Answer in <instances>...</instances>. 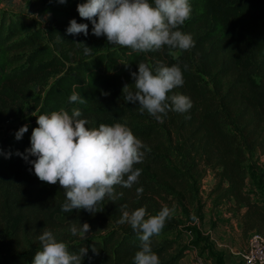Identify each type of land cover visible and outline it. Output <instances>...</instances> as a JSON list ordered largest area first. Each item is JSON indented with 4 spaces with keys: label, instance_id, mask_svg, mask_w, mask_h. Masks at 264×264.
Wrapping results in <instances>:
<instances>
[{
    "label": "trees",
    "instance_id": "16d2710c",
    "mask_svg": "<svg viewBox=\"0 0 264 264\" xmlns=\"http://www.w3.org/2000/svg\"><path fill=\"white\" fill-rule=\"evenodd\" d=\"M26 2L37 19L47 21L38 26L16 14H0V264H31L45 227L71 253L87 247L83 264H133L140 241L129 224L119 222L122 206L129 212L157 211V198L193 205L201 189L200 168L215 171L214 205L233 202L247 238L251 232L264 235V203L251 198L242 168L248 159L264 183V168L251 160L255 151L264 157V0H190L191 18L180 30L192 35L194 47L177 58L171 53L178 49L167 46L136 53L92 35L91 22L77 11L86 0ZM73 19L89 25L88 36L67 34ZM74 43L92 51L85 55L84 45ZM140 62L179 65L184 83L174 93L188 96L191 108L169 111L158 122L146 111L141 114L138 102L127 103L122 88L135 83L130 73L138 72ZM51 74L57 77L45 90ZM73 91L87 102L69 103ZM25 104L31 113L19 118ZM61 108L80 109L89 128L126 123L146 146L143 162L135 166L142 169L139 182L116 186V199L106 198L95 214L64 212L59 184L41 182L31 164L16 155L30 147L36 116ZM25 125L28 132L16 140ZM74 221L90 225L86 237L70 233ZM175 230L166 221L152 237L159 264H182L187 255L188 246L179 248L176 240L161 236Z\"/></svg>",
    "mask_w": 264,
    "mask_h": 264
},
{
    "label": "clouds",
    "instance_id": "9594fccd",
    "mask_svg": "<svg viewBox=\"0 0 264 264\" xmlns=\"http://www.w3.org/2000/svg\"><path fill=\"white\" fill-rule=\"evenodd\" d=\"M58 2L64 4L68 0ZM77 11L81 19L91 22L92 35L104 36L112 46L129 48L131 52L159 51L165 46L187 51L194 47L192 35L180 30L191 18L190 0H86L77 5ZM66 31L72 36L81 33L88 36L89 25L73 19ZM74 44L84 45L85 55L92 51L83 43ZM137 66L138 72L130 73L135 83L125 84L122 96L127 103L138 102L141 114L146 111L162 122L169 111L184 113L191 108L188 96L174 93L184 83L179 65L157 63L153 67L140 62ZM77 102L87 100L73 91L69 103ZM82 115L78 108H72L71 112L61 108L36 116L38 126L32 130L30 147L16 155L31 164L30 170L41 182L59 184L65 196L64 212L95 214L99 203L106 198L116 199V186L132 188L139 182L142 169L135 166L143 162L146 146L126 123H101L89 128ZM26 132L27 125L15 133L16 140H21ZM136 192L137 196L142 195L143 188H137ZM126 207L121 208L119 222L129 224L140 241L133 264H159L152 249V237L162 231L171 209L165 205L157 214L149 215L146 207L131 212L124 210ZM69 231L73 236L86 237L90 225L74 221ZM37 239L40 247L31 264H83L88 252L87 247L78 253L69 252L67 243L58 240L47 227Z\"/></svg>",
    "mask_w": 264,
    "mask_h": 264
},
{
    "label": "rangeland",
    "instance_id": "374dc122",
    "mask_svg": "<svg viewBox=\"0 0 264 264\" xmlns=\"http://www.w3.org/2000/svg\"><path fill=\"white\" fill-rule=\"evenodd\" d=\"M27 0H0V14L9 13L16 14L28 21L40 25L48 18L40 20L35 17L28 9ZM181 53V50L172 52L171 55L177 58ZM57 77L56 74H51L46 80L44 89L46 90ZM34 96H39L38 91L34 93ZM31 113L30 104H25L19 112V118H23ZM17 117V118H18ZM18 118V119H19ZM258 152L252 154L251 160H260ZM264 167V161L261 162ZM242 168L245 170L248 184L246 190L252 195L254 201L260 199L264 203V184L260 181L257 173L252 168L251 162L245 158L242 163ZM203 178L201 179V189L197 197L195 204L184 202L182 204H176L170 202L169 199L157 198L159 202V210H152L148 212L149 215L157 214L163 206H168L171 209V213L166 221H170L176 226V230L169 234L161 235L171 240H176L179 248L188 246L189 249L198 248L197 252L199 258L205 264H242L240 256H236L231 253L235 246L244 250L247 244V235L242 232L240 226V216H238L233 202L223 201L221 205L215 206L213 196L210 195L211 190L214 188L216 179L215 171L210 168L204 170L200 168ZM202 185H204L202 187ZM238 217V218H237ZM191 231L189 237L188 232ZM208 232V236H203L202 233ZM229 234V237L226 235ZM215 237L216 242L211 241L210 236ZM264 237V235L262 234ZM206 238L207 242L210 241L212 249L209 253L205 252L204 249L197 246L201 243V238ZM249 237V236H248ZM218 244H225L226 247L218 248ZM203 254V256H202ZM194 257V254H190ZM192 259V258H190ZM185 257L182 264H190L196 262V260H190ZM194 261V262H192Z\"/></svg>",
    "mask_w": 264,
    "mask_h": 264
},
{
    "label": "built area",
    "instance_id": "2783aa9c",
    "mask_svg": "<svg viewBox=\"0 0 264 264\" xmlns=\"http://www.w3.org/2000/svg\"><path fill=\"white\" fill-rule=\"evenodd\" d=\"M188 235L192 236L191 231L188 232ZM240 258L242 264H264V237L257 232H251L246 248L240 252ZM190 264H203V262L196 261Z\"/></svg>",
    "mask_w": 264,
    "mask_h": 264
},
{
    "label": "crops",
    "instance_id": "0c3cea01",
    "mask_svg": "<svg viewBox=\"0 0 264 264\" xmlns=\"http://www.w3.org/2000/svg\"><path fill=\"white\" fill-rule=\"evenodd\" d=\"M260 160H261V161H259L258 163H259V165H260L261 167H263V165L261 164V162L264 161V157L261 156ZM263 168H264V167H263ZM263 184H264V183H263ZM260 201H261V200L258 199V202H260ZM237 218H238V217H237ZM202 234H203V236H208V232H207V231H206L205 233H202ZM226 236L229 237V234H227ZM210 239H211V241L216 242L215 237H213V235L210 236ZM201 241H202V242L199 243V244H197V246L201 247L202 249H204L205 252L209 253L210 250L207 251V249H212V247H214V246H210V241L207 242L206 238H203V237H202V238H201ZM217 246H218V248H220V249H222L221 247H226L225 244H218ZM245 248H246V246H245ZM197 249H198V248H192V249H189V250L187 251V255H186V257H188L189 259L192 258V259H190V260L202 261L201 258L198 257L199 254H198V252H197ZM233 249H234V250H231V253L234 254V255H236V256H240V252L243 251V250L238 249L236 246H235V248H233ZM190 254H194V257H191ZM202 256H203V254H202ZM184 259H185V258H184ZM184 259H183V260H184ZM183 260H182L181 263H183ZM192 262H194V261H192ZM203 264H204V263H203ZM205 264H210V262L208 261V262H206Z\"/></svg>",
    "mask_w": 264,
    "mask_h": 264
}]
</instances>
